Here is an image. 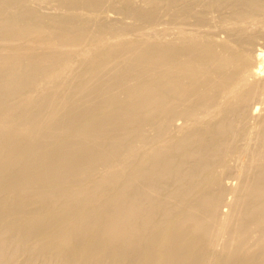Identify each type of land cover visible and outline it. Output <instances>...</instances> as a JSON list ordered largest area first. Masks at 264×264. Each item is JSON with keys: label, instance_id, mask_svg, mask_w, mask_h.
<instances>
[{"label": "bare ground", "instance_id": "obj_1", "mask_svg": "<svg viewBox=\"0 0 264 264\" xmlns=\"http://www.w3.org/2000/svg\"><path fill=\"white\" fill-rule=\"evenodd\" d=\"M0 264H264V0H0Z\"/></svg>", "mask_w": 264, "mask_h": 264}]
</instances>
